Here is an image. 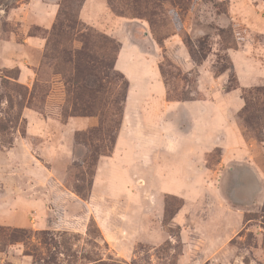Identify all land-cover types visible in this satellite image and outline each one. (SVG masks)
<instances>
[{
    "label": "rangeland",
    "instance_id": "obj_1",
    "mask_svg": "<svg viewBox=\"0 0 264 264\" xmlns=\"http://www.w3.org/2000/svg\"><path fill=\"white\" fill-rule=\"evenodd\" d=\"M85 1L71 0L72 12L78 15ZM29 2L0 0V150H9L18 136L28 140L37 157L0 163V204L13 202L10 210L0 216L18 224L0 223V264H264V202L251 201L245 222L249 218L254 220L235 236L232 227L230 237L222 245H214V237L207 238L208 230L200 229L198 223L199 210L204 207L221 209L228 204L239 205L235 203L240 184L238 174L229 175L225 199L218 196L206 202L211 190L204 188L202 179L194 176L188 182L182 175L178 157L165 149L156 152L158 146L150 140L143 143V139L132 134L122 139L117 150V141L111 149L119 121L112 101L118 100L120 107L125 87L120 74L123 70L116 67L105 78L106 104L93 108L92 115H73L68 64L49 44L58 19L68 21L65 16L58 17L64 0L55 1L58 12L49 28L45 27L47 21H38V14L43 2L54 0H37L28 7ZM115 3L119 12L107 0L109 12L95 24L80 18L86 25L84 31H96L106 37L95 39L105 49L107 61L121 49L123 40L136 43L149 58L158 55L162 81L156 82L154 67L146 69L142 51L128 52L122 65L129 70L133 82L132 111L144 109L146 120L151 119L148 116L152 112L159 120L163 87L169 100L185 96L203 99L215 92L213 77L226 72L229 78L222 90L228 91V86L238 83L237 75L232 76L235 69L231 53L235 50L241 51L240 64L247 56L251 57L253 65L249 69L254 81L264 74V33L257 30L259 19L252 11L260 0H249L250 7L244 6L242 0H233V6L232 0H116ZM243 14L249 24L236 18H243ZM64 31V46L69 48L76 31L66 25ZM29 36L46 39L41 54L32 45L22 44ZM187 37L195 45L202 40L206 43L208 54L202 63L192 58L190 46L185 43ZM74 45L80 48L83 43L76 38ZM195 48L201 51L200 46ZM25 65L33 66L37 74L30 85L19 79ZM88 83L95 85L94 78L88 79ZM262 85L264 82L245 90ZM153 93L152 101L144 102ZM236 100L234 94V105ZM88 118L96 122L85 123ZM140 119L134 115L132 129ZM239 121L248 137L264 144L252 126ZM29 129L41 132L42 136L28 137ZM142 131L149 134L153 129ZM92 146L106 153L94 167V176V168L86 171L83 163L89 159ZM21 150L17 152L20 155ZM219 157V149L208 154L209 165L215 166ZM75 184L84 188L88 199L78 195ZM247 184L250 192L242 196L246 200L250 199L256 182ZM181 190L190 197L171 194ZM204 190L209 193L207 196ZM179 211L181 218L175 219ZM217 215L234 217L225 213L204 214ZM234 223L232 218L229 224ZM222 230L221 227L218 232ZM226 230L225 227L224 233Z\"/></svg>",
    "mask_w": 264,
    "mask_h": 264
},
{
    "label": "crops",
    "instance_id": "obj_2",
    "mask_svg": "<svg viewBox=\"0 0 264 264\" xmlns=\"http://www.w3.org/2000/svg\"><path fill=\"white\" fill-rule=\"evenodd\" d=\"M36 1L37 0H30L26 5H34ZM55 1L57 0H54L52 3L43 2L42 12L38 14L39 22H48V24L45 25L46 28L51 26L52 21L58 12V4ZM260 1L261 3L255 5L254 8H252V11L255 14V17L259 19V27L257 30L264 33V0ZM242 4L247 7H250L249 5H251L249 0H242ZM24 6L25 4L19 7L20 10ZM108 12L109 8L107 0H86L81 8L80 16L82 20L95 24L97 19L101 21ZM249 12H251V8H249ZM244 14L243 18L239 16H236V18L239 21H245L249 24V21L244 18L246 16ZM22 20L24 19L22 18ZM26 43L32 45L31 48L38 54H41L44 50L46 39L38 36H29L25 39V43L22 44ZM130 46H132V49ZM132 50L133 52H138V50L143 52L141 57L144 58L146 69L148 70L154 67V78L156 82L162 81L160 79L158 68V55L155 54L154 58H149L147 56L148 53L142 50V48L136 45V43L132 42L130 44L128 40H123L116 61V67L120 68L124 71V74L126 73L128 75L127 77L125 74L130 85L124 111V119L118 134L115 150L119 148L122 139L131 136L132 134H136L141 140L143 139V143L150 140L151 143L158 146L156 152L165 149L170 152L169 154H172V156L178 157L179 166L182 167V175L185 176L188 182L192 181L194 176H198V178L202 179L205 184L204 188L208 189L209 187L211 190L210 194L207 193V190H204L205 196L209 194L206 202H208V199L210 200L212 197L218 196L225 199L229 175L233 174V172L234 175L238 174L237 178L240 184L238 183L239 187L238 192L236 191L235 203L239 205L233 207L228 204V206L221 209L216 206L212 209L204 207L205 209L199 210V213L201 214L198 218L200 229L204 227L206 228V231L208 230L209 236L207 238L213 239L211 237H214L212 241L214 245H222V243H225V240L230 237V229L234 228L235 236L236 234H239L245 224L254 220L253 218H249L247 222H245V213L250 212L247 209L249 208V205H251V201H255L258 204L264 202V144L248 137L242 129L243 126L238 118V112L245 105L244 99L240 94L241 88L250 87L264 82V74L262 76H257V80L254 81L252 70L249 69V65H253L251 57L247 56L246 61L240 64L238 59L240 58L241 51L235 50L231 53V56L234 61V69L238 78L239 87L237 89L230 91L222 90V86L225 85L229 78V74L226 72L213 77L212 84L215 85V92L212 93L210 97L203 99L183 101L169 100L167 99L166 87H163L161 108L159 107L160 109H158V105H156L157 109L162 111V114H159V120H156V114H153V112L148 116L151 117V119L146 120V113H143L144 109L140 110L139 107L135 111H132L133 103L131 101V90L133 89V82L129 76V70L127 71L124 66H122L124 60L127 59L128 52L133 53ZM36 75L33 66L25 65L21 68L19 79L30 85L35 80ZM150 80H152V78ZM200 81L202 82L201 79ZM234 94L235 98H237L235 105L233 101ZM154 95V93L148 95L144 102L152 101ZM144 102H142V104ZM134 115H138L141 119L139 123L137 122V124H135V128L132 129L130 124H132ZM84 122L93 125L96 121L94 118H88L84 119ZM146 128L153 129V131L149 134L142 131ZM34 134L42 136L41 132L36 133L32 129L27 130L26 135H28V137ZM29 145L30 143L26 138L19 139L18 136H15L14 142L9 150H0V163L5 160H29L32 155L37 158L31 151V146ZM19 148L20 150H23H21V155L17 153ZM182 148L184 149L183 155ZM217 149L220 150V157L218 158L217 164H214L215 166H210L207 159L208 154ZM250 181H255L256 184L251 193L250 199L246 200L242 196L246 193L249 194L250 191L247 183ZM196 186L198 187V185ZM171 194L181 196L184 199L190 197L184 190ZM199 195L203 196L201 193ZM200 196L198 198L199 200L201 199ZM12 203L13 202H10L8 205L6 203L0 204V213L8 212V209L10 210L12 207ZM181 212L182 211H179L175 215V219L181 218ZM211 212L212 214H234V217H218V215L216 217L204 216V214H210ZM232 218H234L235 223L233 226H230L229 221ZM0 223L14 226L18 225L6 216H0ZM221 227L223 230L218 232ZM225 227L227 230L224 233ZM224 236H226V238H224ZM218 238L222 241H218Z\"/></svg>",
    "mask_w": 264,
    "mask_h": 264
},
{
    "label": "trees",
    "instance_id": "obj_3",
    "mask_svg": "<svg viewBox=\"0 0 264 264\" xmlns=\"http://www.w3.org/2000/svg\"><path fill=\"white\" fill-rule=\"evenodd\" d=\"M71 0H64L62 4V9L59 13V16H65L67 19V23L64 20H59L53 27L51 36L49 38V44L57 50L61 56L63 57L64 63L68 64L70 75L67 79V82L70 84V91H72L74 96V111L73 115H90L92 109L96 106L100 105L101 103L107 102L105 95V88L107 84L104 82L105 78L108 77L110 71L116 68V61L118 58V54L120 51V47L117 49L116 55L113 57L112 60L107 61V55L104 52V48L100 46L97 42L95 37L106 38L98 34L96 31L93 32L92 30L84 31L86 25L80 18V12L78 15L74 14L71 10L70 2ZM74 2V0H72ZM85 1V0H84ZM110 6L116 12H119L117 9V4L115 3L116 0H108ZM224 13H227V10H223ZM73 29L75 32V37L72 41L79 39L82 41L83 46L78 48L75 47L74 41L71 43V47L64 46V26ZM233 30V29H232ZM168 36V35H166ZM159 40V38H158ZM201 42V40H200ZM185 43L191 49V56L197 63H202V61L207 56V45L202 40V42L198 45H195L193 40L190 37L186 38ZM200 46V50L196 49L195 47ZM233 47V46H232ZM201 52V53H200ZM110 59V57H109ZM234 69V67H233ZM226 68L223 69L225 71ZM232 76L235 77V70H232ZM121 77L124 80V91L121 95L120 99V107H118L119 101L114 99L112 103H114V113L117 115L119 121L118 129H116L117 133L112 138V147L114 148L118 132L120 130L123 118H124V110H125V102L128 96V89H129V80L125 76L123 72H120ZM18 78V77H17ZM94 78L95 85H90L88 83V79ZM236 82L238 79L236 78ZM239 84H232L228 86L227 90L237 89ZM242 97L245 101L244 107L238 112V118L247 125L252 126L257 131V136L260 141H264V136L262 135V131L264 132V85L258 86L255 89L245 90L242 89ZM254 93L256 96H254ZM88 96V97H87ZM194 99H202V97H182L179 100H194ZM117 104V108H115ZM93 113H91L92 115ZM66 116H69L66 115ZM115 129H113L114 131ZM109 132V131H108ZM110 133V132H109ZM100 147L92 146V151L89 159L85 160L83 163L86 166V171L92 170V168L97 166L99 158L101 155H106L105 151L99 150ZM220 151V150H219ZM110 155V154H109ZM96 169L93 170V176L95 175ZM84 180V176L81 178ZM93 185V179L90 183V190ZM84 188L79 185L75 184V191L80 195L83 199H88L89 194L84 193ZM169 212V210L167 211ZM177 212V211H176ZM175 212V214H176ZM174 214V213H173ZM174 214V215H175ZM172 215V218L174 217Z\"/></svg>",
    "mask_w": 264,
    "mask_h": 264
}]
</instances>
